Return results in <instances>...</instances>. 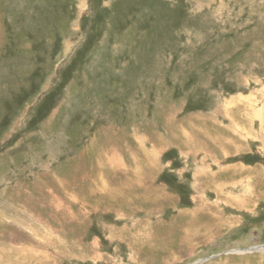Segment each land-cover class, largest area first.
<instances>
[{
    "label": "rangeland",
    "instance_id": "374dc122",
    "mask_svg": "<svg viewBox=\"0 0 264 264\" xmlns=\"http://www.w3.org/2000/svg\"><path fill=\"white\" fill-rule=\"evenodd\" d=\"M263 245L264 0H0V264Z\"/></svg>",
    "mask_w": 264,
    "mask_h": 264
},
{
    "label": "bare ground",
    "instance_id": "6f19581e",
    "mask_svg": "<svg viewBox=\"0 0 264 264\" xmlns=\"http://www.w3.org/2000/svg\"><path fill=\"white\" fill-rule=\"evenodd\" d=\"M263 112V111H262ZM261 117V116H260ZM56 203V202H55ZM60 204H61V202H60ZM13 219V218H12ZM32 223V222H31ZM35 224V223H34ZM18 248V247H17ZM20 249V250H19ZM18 249V252H19V255L21 254V252L20 251H22L23 250V248H19ZM241 250V249H240ZM252 250H254V251H261V252H263L264 253V245L263 246H258V247H253V248H247V249H245V250H241L242 252H247V251H252ZM235 251H237V250H235ZM1 253L2 254H0V255H2V257H3V259L4 260H6V259H10V260H12L13 258H11V254L10 253H8V250L6 249V248H2L1 247ZM18 255V257H16V259H14L15 261H14V264L15 263H21V264H23L24 262H22L21 261V256H19ZM26 256V255H25ZM4 260H2V262L4 261ZM28 263V262H27ZM8 264V263H7Z\"/></svg>",
    "mask_w": 264,
    "mask_h": 264
}]
</instances>
